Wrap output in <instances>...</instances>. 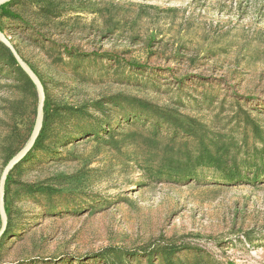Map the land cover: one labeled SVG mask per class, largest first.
<instances>
[{"label":"rangeland","instance_id":"rangeland-1","mask_svg":"<svg viewBox=\"0 0 264 264\" xmlns=\"http://www.w3.org/2000/svg\"><path fill=\"white\" fill-rule=\"evenodd\" d=\"M0 31L41 80L49 114L41 147L7 176L0 264H147L88 256L165 245L175 264H264V180L230 184L200 167L178 182L162 168L171 148L213 136L234 138L238 160L264 152V0H9ZM1 45L0 175L37 104ZM153 110L194 136L155 134L140 117ZM93 121L110 134L78 135Z\"/></svg>","mask_w":264,"mask_h":264},{"label":"trees","instance_id":"trees-1","mask_svg":"<svg viewBox=\"0 0 264 264\" xmlns=\"http://www.w3.org/2000/svg\"><path fill=\"white\" fill-rule=\"evenodd\" d=\"M1 48L6 52L8 59L16 65V62L9 50L5 48L4 45H1ZM0 60H2L1 57ZM17 71L24 75L28 81H30L26 74L18 66ZM152 114V116L145 117V114L141 113L140 117H143L144 120H146L145 122H150V126L153 128L155 134L160 133L163 128H170L172 129V136L174 137L176 136L175 134H177L178 132H180L182 136H194V131L188 125L182 124L178 119H168L165 117V115H159L158 112L155 110L152 111ZM153 116L154 118H152ZM48 117L49 114L46 113L45 101L42 129L33 149L26 156V158L30 157L34 150L41 147L43 140L46 137V130L48 129ZM123 118L127 119V115ZM129 118L136 119L138 118V115L134 114L132 117ZM232 119L233 118H230V121ZM105 124L108 125L109 123H101L96 121L94 123V126H79L78 135L89 134L94 137H97L100 133L104 131V129H106V134H110V130H108V128H103ZM193 124L196 123L193 122ZM243 126H252L255 132L259 129L258 126L251 120L244 119ZM199 127L201 128L202 132L206 130L204 129V125H200ZM70 139L72 138L66 137L64 142H61L59 145L64 146L70 143ZM205 142L206 143L201 142L198 149L195 150L189 149L187 147H179L176 149L171 148L170 153L165 158V163L162 166V168L166 167L165 175L167 179L178 182H182L188 179H195L197 176V168L207 167L211 169L212 176L218 175L220 178L230 184L237 182L255 184L264 180V152H257L256 150H254V153L252 155H249V152L246 151L244 154V158L238 160L237 152L239 153L242 149L239 145H237V142L234 140V138H232L230 142H224L222 141V137L218 136L214 138L213 136V138H207ZM234 151H236V155L232 154V152ZM162 174L163 173L161 172V170L149 169L148 178L160 179ZM7 180L5 185V197L7 194ZM5 210L8 221L6 230L0 240H2L3 237L6 236V234L10 230V215L6 203ZM138 251L139 250H125L123 248H104L96 254L90 255L88 257L101 258L105 260L106 258H108L109 254H113L115 258L119 261L127 259L131 261L132 259L143 257L146 260L147 264H154L155 260L159 257H168V264H175L173 263L170 257L172 256V254L177 253V250L172 246H159L151 250L143 249L141 255L138 254ZM191 252L193 253L197 251L191 250ZM194 264L201 263L196 261Z\"/></svg>","mask_w":264,"mask_h":264},{"label":"water","instance_id":"water-1","mask_svg":"<svg viewBox=\"0 0 264 264\" xmlns=\"http://www.w3.org/2000/svg\"><path fill=\"white\" fill-rule=\"evenodd\" d=\"M9 0H0V5ZM0 41L9 50L12 57L14 58L18 67L26 74L32 84L35 86L37 91V104H36V114L35 122L32 132L26 141V143L8 160L4 166L0 175V238L4 234L7 227V214L5 210V185L9 172L21 161H23L26 156L33 149L36 140L40 134L43 125L44 116V104H45V92L44 87L33 69L27 64V62L21 57L19 52L16 50L15 46L11 41L0 31Z\"/></svg>","mask_w":264,"mask_h":264}]
</instances>
